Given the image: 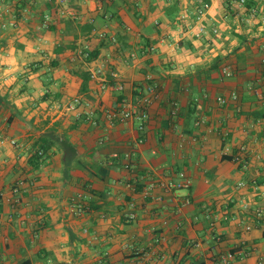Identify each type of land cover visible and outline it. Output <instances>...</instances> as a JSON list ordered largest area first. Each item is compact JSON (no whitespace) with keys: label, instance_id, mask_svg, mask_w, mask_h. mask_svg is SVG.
<instances>
[{"label":"crops","instance_id":"1","mask_svg":"<svg viewBox=\"0 0 264 264\" xmlns=\"http://www.w3.org/2000/svg\"><path fill=\"white\" fill-rule=\"evenodd\" d=\"M178 1L0 0V264H264V0Z\"/></svg>","mask_w":264,"mask_h":264},{"label":"built area","instance_id":"2","mask_svg":"<svg viewBox=\"0 0 264 264\" xmlns=\"http://www.w3.org/2000/svg\"><path fill=\"white\" fill-rule=\"evenodd\" d=\"M58 3L61 4V7H58V13L60 15H67L68 17L72 18V19H76V18H80V16L74 12L71 9H67V7H65L66 3L69 0H56ZM112 1H117V0H112ZM240 4H243L245 0H238ZM97 2L101 5L102 4V0H97ZM196 4H197V8L195 10V14H196V18L198 21H200V23H202L201 21L203 20L206 12L208 11V9L211 6V3L209 1L206 0H195ZM52 16L51 15H45L44 17V21L45 23L50 22L52 20ZM15 22H11V25H15ZM213 31L215 33L218 32L217 27L213 28ZM206 32V29L204 27L203 24H200L195 35L196 36H200L203 33ZM99 37H105L106 33L104 31L99 32L98 33ZM114 40V39H113ZM87 55V53H86ZM131 58H134L136 56L135 52H131L129 55ZM231 70L229 69L228 66H224L222 68V74L226 75V76H230L231 75ZM111 75L113 77H117L118 73L115 71L111 72ZM149 78H151V76H148ZM115 86L117 90H123L124 86L123 83L120 81H116L115 82ZM147 91L150 94H144L139 100L138 103H136L135 105H128V106H120L119 108H107L105 109V115L106 117H108L109 119H114V118H119L121 120H127V119H131V118H137L139 124L138 127L139 129H143L144 125L148 119V107L149 104L151 103L153 98H157L158 97V93L156 91V86H150L147 87ZM233 98L237 99L238 95L237 93H233ZM217 100L220 103H226L228 101L227 97H223V96H219L217 98ZM78 104H80V99L76 98L72 103H69L66 106V111H75L77 116L81 115V112L77 110V106ZM173 108H172V115L176 116V114L178 113V107L176 105V103H173ZM201 121L198 120L197 124H199ZM12 143H16L15 140H12ZM128 156V155H127ZM180 176L182 178V180L178 181V182H172L169 183L168 186L172 187V188H182V187H187L190 185V181L185 177V173L184 172H180ZM155 183L154 182H150V184H148V186L145 188V193L148 194L150 193V191L154 188ZM17 187L14 188V191H17ZM190 202L189 198H185L183 201V204H188ZM249 228V227H248ZM235 259V254L234 252H227L225 254H223L221 256L220 262L222 264H233Z\"/></svg>","mask_w":264,"mask_h":264},{"label":"trees","instance_id":"3","mask_svg":"<svg viewBox=\"0 0 264 264\" xmlns=\"http://www.w3.org/2000/svg\"><path fill=\"white\" fill-rule=\"evenodd\" d=\"M106 1H110L111 4L114 2L112 0H103V3L106 2ZM206 1H209V0H206ZM178 2H179L178 0H171V3H170L171 5L166 7V10H167L166 13H167V15L169 17L172 18V15L176 11H178ZM106 3H108V2H106ZM243 4L247 5L248 8L254 7L252 0H245ZM92 28L93 27H92L91 23H86V25L83 26L82 29L84 31H90V30H92ZM97 52L98 51L96 49L89 51L87 58L92 59V58L96 57L97 56ZM87 82H88V75L86 74L84 79H83V82H82L81 90H85L86 89ZM41 140L43 141L44 139H41ZM48 148L49 147L44 145L43 142H42V144H39V146L38 145L36 146V149H35L34 153H32L31 160H30V163L33 165V167H38L39 166L41 160L44 159L43 154H45V152H47Z\"/></svg>","mask_w":264,"mask_h":264}]
</instances>
